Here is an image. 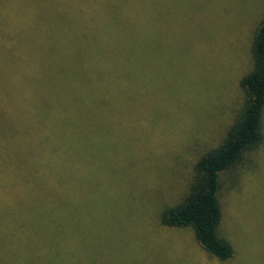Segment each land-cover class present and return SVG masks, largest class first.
Instances as JSON below:
<instances>
[{"label": "rangeland", "instance_id": "rangeland-1", "mask_svg": "<svg viewBox=\"0 0 264 264\" xmlns=\"http://www.w3.org/2000/svg\"><path fill=\"white\" fill-rule=\"evenodd\" d=\"M263 17L264 0H181V49L147 47L120 65L110 110L79 132L71 264H264V113L262 142L220 179L218 236L233 257L221 262L191 228L161 221L237 119Z\"/></svg>", "mask_w": 264, "mask_h": 264}, {"label": "trees", "instance_id": "trees-1", "mask_svg": "<svg viewBox=\"0 0 264 264\" xmlns=\"http://www.w3.org/2000/svg\"><path fill=\"white\" fill-rule=\"evenodd\" d=\"M181 49V0H0V264H71V175L80 129L112 106L120 65L144 48ZM242 109L194 165L184 201L162 213L221 262V175L263 140L264 17Z\"/></svg>", "mask_w": 264, "mask_h": 264}]
</instances>
